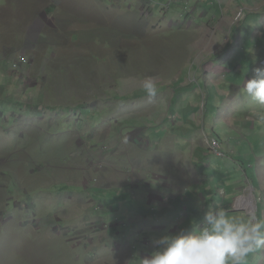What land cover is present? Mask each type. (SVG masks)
Wrapping results in <instances>:
<instances>
[{
  "label": "rangeland",
  "instance_id": "obj_1",
  "mask_svg": "<svg viewBox=\"0 0 264 264\" xmlns=\"http://www.w3.org/2000/svg\"><path fill=\"white\" fill-rule=\"evenodd\" d=\"M224 1L0 0V264H137L205 209L264 218V107L242 93L264 0Z\"/></svg>",
  "mask_w": 264,
  "mask_h": 264
},
{
  "label": "clouds",
  "instance_id": "obj_2",
  "mask_svg": "<svg viewBox=\"0 0 264 264\" xmlns=\"http://www.w3.org/2000/svg\"><path fill=\"white\" fill-rule=\"evenodd\" d=\"M141 87L148 98L157 95L151 77L144 78ZM242 93L264 107V67L252 69ZM255 115L264 122V111ZM152 245L147 255L135 257L137 264H249L250 258L264 253V218L250 213L237 219L223 207L208 208L197 229L162 235Z\"/></svg>",
  "mask_w": 264,
  "mask_h": 264
},
{
  "label": "built area",
  "instance_id": "obj_3",
  "mask_svg": "<svg viewBox=\"0 0 264 264\" xmlns=\"http://www.w3.org/2000/svg\"><path fill=\"white\" fill-rule=\"evenodd\" d=\"M240 15H241V12H238L237 14H236V19H238L239 17H240ZM235 19V20H236ZM27 64V59L24 57V56H20L17 60H16V62L12 65V68L13 69H18V68H21V67H23V66H25ZM209 144H210V149L216 154V155H219L220 153H219V144H218V142L217 141H214V140H211L210 142H209Z\"/></svg>",
  "mask_w": 264,
  "mask_h": 264
},
{
  "label": "bare ground",
  "instance_id": "obj_4",
  "mask_svg": "<svg viewBox=\"0 0 264 264\" xmlns=\"http://www.w3.org/2000/svg\"><path fill=\"white\" fill-rule=\"evenodd\" d=\"M241 203V205L239 204ZM236 208L237 205H239L241 208H243L244 206H246V211L248 212H253L255 209L254 203H253V199L251 196H241L238 198L237 202L235 203ZM238 209V208H237Z\"/></svg>",
  "mask_w": 264,
  "mask_h": 264
},
{
  "label": "crops",
  "instance_id": "obj_5",
  "mask_svg": "<svg viewBox=\"0 0 264 264\" xmlns=\"http://www.w3.org/2000/svg\"><path fill=\"white\" fill-rule=\"evenodd\" d=\"M225 3H227L228 5H229V8H230V11H229V15L227 16V17H225V18H230V15L232 14H236V13H238V11L240 10V8H239V6L240 5H238V4H235L233 7L231 6V0H225L224 1ZM231 6V7H230ZM264 61V60H263ZM225 196H226V194H224V198H225ZM235 205V204H234Z\"/></svg>",
  "mask_w": 264,
  "mask_h": 264
},
{
  "label": "trees",
  "instance_id": "obj_6",
  "mask_svg": "<svg viewBox=\"0 0 264 264\" xmlns=\"http://www.w3.org/2000/svg\"><path fill=\"white\" fill-rule=\"evenodd\" d=\"M226 194V193H225Z\"/></svg>",
  "mask_w": 264,
  "mask_h": 264
},
{
  "label": "water",
  "instance_id": "obj_7",
  "mask_svg": "<svg viewBox=\"0 0 264 264\" xmlns=\"http://www.w3.org/2000/svg\"><path fill=\"white\" fill-rule=\"evenodd\" d=\"M234 210V209H233Z\"/></svg>",
  "mask_w": 264,
  "mask_h": 264
}]
</instances>
